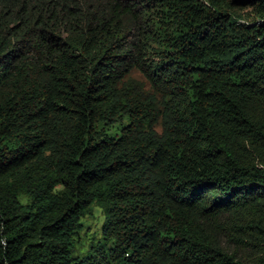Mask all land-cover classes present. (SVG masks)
Returning a JSON list of instances; mask_svg holds the SVG:
<instances>
[{
    "label": "trees",
    "instance_id": "obj_1",
    "mask_svg": "<svg viewBox=\"0 0 264 264\" xmlns=\"http://www.w3.org/2000/svg\"><path fill=\"white\" fill-rule=\"evenodd\" d=\"M0 264H264V0H0Z\"/></svg>",
    "mask_w": 264,
    "mask_h": 264
},
{
    "label": "rangeland",
    "instance_id": "obj_2",
    "mask_svg": "<svg viewBox=\"0 0 264 264\" xmlns=\"http://www.w3.org/2000/svg\"><path fill=\"white\" fill-rule=\"evenodd\" d=\"M103 214L97 207L92 208L90 214L83 219V230L80 233L79 242H75L74 255H81L87 249L88 243L100 236Z\"/></svg>",
    "mask_w": 264,
    "mask_h": 264
}]
</instances>
